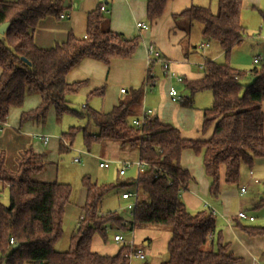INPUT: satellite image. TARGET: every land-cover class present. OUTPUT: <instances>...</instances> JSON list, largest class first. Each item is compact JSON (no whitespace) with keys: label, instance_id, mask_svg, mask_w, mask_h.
<instances>
[{"label":"trees","instance_id":"1","mask_svg":"<svg viewBox=\"0 0 264 264\" xmlns=\"http://www.w3.org/2000/svg\"><path fill=\"white\" fill-rule=\"evenodd\" d=\"M168 1L148 0L147 16L151 22L162 15ZM66 9L65 0H0V25H8L5 33H0V123H6L10 110L21 107L30 94H38L41 102L21 113V123L45 121L52 108L57 118L67 113L84 115L72 107L71 98L86 81L69 82L67 74L85 57L109 62L114 57L131 56L138 47L137 37L126 38L108 28L101 6L89 14L85 36L70 32L65 41L53 47H39L34 40L39 22L49 15L60 18ZM241 11L242 0H218L216 10L211 5H192L182 15L199 22L203 37L218 41L229 55L248 35L240 21ZM259 14L264 21V10H259ZM247 77L252 80L245 84ZM147 80L153 84L150 75ZM185 87L189 94L181 104L187 107L193 106L197 92H212V105L202 115L203 130L214 126L206 140L184 138L177 127L154 117L148 121L146 136L141 139V131L132 125L131 119L139 113L145 86L133 88L106 112L85 105L88 117L98 128L96 135L83 129L88 147L97 141L139 147V158L149 168L138 175L131 220L120 211L102 213L99 209L102 198L117 184L98 185L85 179L88 201L65 251L57 250L55 244L63 231L70 189L56 180L36 179L46 167L45 154L25 151L16 171L7 169L0 155V183L9 188V203L0 200V264H130L127 253L136 248L134 244L132 247L121 242L115 254H102L92 249L94 235L107 240L110 231L125 233L154 227L171 232L168 259L161 264H237L241 258L224 241L213 209L206 207L194 212L182 199L192 176L180 159L188 148L201 154L210 179V195L218 199L222 168L225 184H237L242 165L251 166L255 158L264 157V61L241 70L228 61L207 60L204 76L187 81ZM103 92V87L94 89L87 97ZM77 131L73 126L62 133L61 153L69 149ZM157 168L166 173L156 176ZM133 184L134 178L118 183ZM259 205H264V196ZM234 222L249 236L264 235V226L244 225L240 218Z\"/></svg>","mask_w":264,"mask_h":264},{"label":"crops","instance_id":"2","mask_svg":"<svg viewBox=\"0 0 264 264\" xmlns=\"http://www.w3.org/2000/svg\"><path fill=\"white\" fill-rule=\"evenodd\" d=\"M147 3L148 0H67L65 12L69 16L59 18L49 15L43 18L34 30L35 43L39 47L50 48L65 41L70 32L79 37L85 36L89 14L95 13L101 5H105L111 11L110 13L102 11L107 18L108 28L126 38L137 37L139 45L127 58L114 57L109 62H105L93 57H85L67 74V81H86L85 86L79 91L80 95L86 97L90 91L103 87V94L93 96L91 100L92 108L101 112L111 110L133 88L145 86L138 115L151 109L154 118L177 127L184 138L206 140L214 129L213 125L207 130L202 128L203 110L208 107H194L195 97L193 106H183L181 102L172 100L169 91L177 84L175 82V80L178 81L177 76H183V81L178 82L184 86L187 81L201 79L204 76L202 64H205L207 60H218L225 53L219 42L203 37L202 25L199 22H193L182 15L192 5H211L212 8L215 5L217 7L218 0H169L162 15L153 22L147 16ZM263 4L264 0H242L240 21L248 32H256L263 26L259 14V10H264ZM251 6L254 7L253 10H250ZM256 6H260L257 12L255 11ZM138 22H144L147 28L137 27ZM150 44H153L164 58L170 60L167 72L161 62L155 61L149 65L148 46ZM149 75L153 78L152 85L147 83ZM185 89V92L180 94L182 99L189 94L188 89L186 87ZM211 97L213 102V95ZM40 102L41 98L38 94L27 95L21 107L10 110L7 122L0 131V155L4 166L10 171H16L19 168L22 154L29 149L37 154H45L46 166L52 162L54 155L60 152L63 131L58 122L61 118L56 117L53 108L49 111L45 121L30 120L24 123L20 121L23 111L36 108ZM86 104L89 105V103H83V107ZM262 106L264 111V102ZM39 134L50 136L49 140L45 142ZM105 148L110 149L111 153H108L110 155L104 158L101 152L98 159L100 161L107 159L116 163L118 174L117 161L134 160L128 157L127 149L132 154L136 153L139 158L137 148L122 146L118 142L106 141ZM180 161L192 176L188 189L182 192V199L187 207L194 212L206 207L215 210L218 228L222 231L224 241L230 244V251L241 258L237 264H264L262 259L264 235L249 236L236 227L234 222L235 218H239L237 216L238 206H240L242 197L246 195L247 189L244 186H227L224 179L225 169L222 168L221 193L218 199L214 198L209 192L210 179L205 174L201 154L188 148L183 150ZM44 170L36 175V179L50 181L51 167ZM253 174L251 171V179L254 178ZM44 178L48 179L44 180ZM130 178H127L128 181ZM0 187H3L1 183ZM242 187L246 189L245 192H241ZM112 232L114 233L113 238L110 237L107 240L99 234L94 235L92 249L102 254H115L121 242L116 241L114 236L122 231ZM170 238L169 230L135 228L132 231L131 240L136 247H141V249H145L143 245L147 246L146 249L153 258L161 255L162 257L157 261V264H161L168 259L167 245ZM57 243L55 244L56 249Z\"/></svg>","mask_w":264,"mask_h":264},{"label":"rangeland","instance_id":"3","mask_svg":"<svg viewBox=\"0 0 264 264\" xmlns=\"http://www.w3.org/2000/svg\"><path fill=\"white\" fill-rule=\"evenodd\" d=\"M258 7L260 6H256L255 11ZM262 7H264V4ZM216 8L217 7L214 5L213 9L216 10ZM252 8L254 7L251 6L250 10H253ZM253 20L255 21V19ZM260 22L263 25L261 28H258L256 32H248L249 36L245 38L241 44L235 46L229 55L224 53L222 58L216 60L219 62L228 61L232 66L241 70L250 69L254 65L253 57L257 55H264V21L261 19ZM213 41L218 42L216 40ZM251 80L252 79L250 77H247L243 80V83H249ZM175 82H177L174 86L175 89L179 94H183L186 90L185 86L177 80H175ZM211 96L212 94L210 90L199 91L195 96L194 107H210L212 104ZM86 98V96L80 95V93L73 96L71 104L72 107L82 112L84 115L79 116L73 113H67L61 117L58 124L62 127L61 129L63 132L68 131L69 128L73 126L77 127L78 131L73 138L71 145H69V149L62 153L57 152L52 158V162H49L46 166L47 168L51 167L52 170L49 179L50 181L56 180L70 189L69 202L63 215V231L57 243V250L59 251H65L69 248L72 235L82 212V208L88 201V192L84 181L85 179L90 181L92 184L98 185L117 184L116 187L112 188L102 198L99 204V209L102 213L120 211L123 217L131 220L130 210L127 209L128 200H123L121 198V194L123 190L134 189V186H119L118 183L127 181L128 177H135L137 169L135 168V165H133L127 171L126 175H119L117 171L118 165L114 162H112L108 168L99 166L100 159H98V156H101V152L102 157L105 158L110 155L108 153H111V151L109 148H105L106 141L93 142V144L89 147L87 146L84 139L83 129L86 128L89 133L96 135L98 128L88 117L87 108L83 107V103H89V107H93L91 100L94 97L90 99L87 98V100ZM127 153L129 154L128 157H132L134 159V162L138 160L136 153L132 154L128 151V149ZM75 157H79L80 161L76 162L74 160ZM46 169L44 171H46ZM251 171L254 173V178L252 179ZM47 179L48 178H44V180ZM227 186H244L247 189L246 195L242 197L243 199L240 206H238V211L242 210L247 212L249 215H252L255 220L250 222L244 219L240 220V222L244 225L264 226V205H259L262 197L264 196V157L255 158L251 166L243 164L241 167L239 182L237 184ZM0 188V200L2 203L7 205L9 203V188L7 186ZM153 229L159 228L154 227ZM113 235L114 233L110 231L108 239L110 237L113 238ZM123 235L128 239H131L132 237L131 232H125ZM143 246L145 248L143 250L146 252L145 259L134 257L131 259L130 264H157V261L162 256L160 255L159 257L153 258V256L148 252V249H146L147 246ZM136 248L138 249L139 247ZM262 259L264 260V256Z\"/></svg>","mask_w":264,"mask_h":264},{"label":"built area","instance_id":"4","mask_svg":"<svg viewBox=\"0 0 264 264\" xmlns=\"http://www.w3.org/2000/svg\"><path fill=\"white\" fill-rule=\"evenodd\" d=\"M101 10L105 13H110V9H108L105 5H101ZM69 14L64 12L61 14V18H66L68 17ZM137 27L139 28H147V25L144 23V22H138L137 23ZM203 48V46H201ZM155 61H158V62H161L163 67H164V70L167 72L168 69H169V65H170V60H168L167 58H164L162 55H161V52L153 45V44H150L148 46V62H149V65L153 64ZM261 61H264V55H257V56H254L253 57V64L256 65V64H259ZM202 66L204 67L205 64L203 63ZM151 76V75H150ZM178 81H183V77L182 76H178ZM123 92L125 91L124 89L122 90ZM169 95L171 96L172 100L173 101H176V102H181L182 100V97L180 96V94L178 93V91L173 87L170 89L169 91ZM150 118H153V111L151 109H148V110H145L143 111L140 115L138 116H135L131 119V123L133 126H135L136 128H138L140 131H141V139L142 137H145L146 136V132H145V128L147 127V124H148V121L150 120ZM5 125V123H0V131L2 130L3 126ZM45 142H47L49 140V137L48 135H41L40 136ZM141 142V140H140ZM140 142H139V146H140ZM138 150H139V147H136ZM74 160L76 162H79L80 161V158L79 157H75ZM113 161L111 160H107V159H102L99 163L100 167H103V168H108L110 167V165L112 164ZM117 163L119 164V174L120 175H125L126 172L133 166L135 165V168L137 169L136 170V176L134 177V189L130 190V189H126L123 193H122V198L124 199H128L130 200L129 203L127 204V209L130 210V214L132 216V210L133 208L135 207L136 205V201H137V189H138V186H137V178H138V175L140 174V172H143L145 171L146 169L149 168V165L148 163L142 161L140 158H138L137 161H117ZM166 173L165 170L161 169V168H157L156 170V176H160L162 174ZM168 184H171V181L169 180L168 181ZM245 188L242 187L241 188V192H245ZM213 212L215 213V210H213ZM237 216L240 218V219H246V220H254V217L253 216H250L247 214V212L245 211H238L237 213ZM126 224L129 223V221H126L125 222ZM132 233V232H131ZM114 239L118 242H125L127 244H130L132 247H133V240L131 239H127L124 237L123 233H119V234H116L114 236ZM11 243L13 244L14 243V240L11 239ZM127 256L130 258V259H133L134 257L136 258H140V259H145L146 257V254H145V251L141 248H132L128 253H127Z\"/></svg>","mask_w":264,"mask_h":264},{"label":"water","instance_id":"5","mask_svg":"<svg viewBox=\"0 0 264 264\" xmlns=\"http://www.w3.org/2000/svg\"><path fill=\"white\" fill-rule=\"evenodd\" d=\"M65 6H67V0H65ZM7 24L5 23V24H2V25H0V33L1 34H4L5 33V31H6V29H7Z\"/></svg>","mask_w":264,"mask_h":264}]
</instances>
